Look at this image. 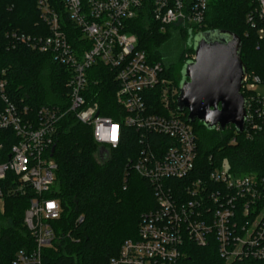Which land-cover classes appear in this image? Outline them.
I'll return each instance as SVG.
<instances>
[{
	"label": "built area",
	"instance_id": "built-area-1",
	"mask_svg": "<svg viewBox=\"0 0 264 264\" xmlns=\"http://www.w3.org/2000/svg\"><path fill=\"white\" fill-rule=\"evenodd\" d=\"M59 1L66 18L80 33L76 43L69 41L50 0H38L39 19L47 34L12 31L10 38L31 50L51 54L56 63L66 67V105L43 104L32 109L13 98L6 79L0 78L2 207L6 197L27 191L33 194L23 214V225L33 244L18 249L10 264H42V250L54 238L51 222L59 218L61 206L57 198L46 194L56 181L55 137L60 121L68 114L91 127L100 151L115 147L125 127L144 135L156 133L167 140L158 145L141 144L134 169L152 185L156 206L142 214L137 238L124 240L108 264H184L187 242L204 245L211 240L225 260L264 259V178L234 174L226 165L214 168L207 177H192L196 138L183 112L172 107L177 88L164 76L162 63L138 47L136 35L128 28L131 19L147 12L161 31L170 26H200L210 0ZM254 2L264 22V0ZM248 21H252L250 16ZM258 33L263 36L264 27ZM96 64L105 66L117 84L115 99L122 121L100 115L98 103L85 96L88 71ZM259 82L264 81L246 72L243 130L257 131L264 125V95L252 89ZM151 89L160 96L164 114L147 110L145 95Z\"/></svg>",
	"mask_w": 264,
	"mask_h": 264
},
{
	"label": "trees",
	"instance_id": "trees-1",
	"mask_svg": "<svg viewBox=\"0 0 264 264\" xmlns=\"http://www.w3.org/2000/svg\"><path fill=\"white\" fill-rule=\"evenodd\" d=\"M50 1L61 16L69 41L76 43L80 33L66 18L60 1ZM249 16L252 21H248ZM170 27L159 30L149 12L128 23L129 30L137 37L138 47L152 60L162 63L164 76L176 86L172 107L177 110L180 71L189 60L185 54L192 53V59L194 51L192 47L182 46L177 61H168L164 48L172 34ZM263 27L254 0H210L200 26L171 28L182 38L191 29L195 34L209 30L237 34L242 42L240 56L246 72L264 81V35L258 33ZM12 31L31 36L47 34L46 26L39 19L38 0H0V78L6 79L7 90L13 98L32 109L43 104L65 106L69 77L66 67L56 63L49 53L13 42ZM88 74L87 100L98 103L100 115L122 121V111L115 99L117 84L110 71L96 64ZM241 92L246 99L248 93L243 89ZM145 102L149 112L164 114L156 90L151 89L145 95ZM183 114L188 121V112L185 110ZM189 123L195 133L197 150L192 177H207L214 168L226 165L234 174L264 178V125L257 131L238 132L233 125L208 128L197 120ZM145 141L158 145L167 140L156 133L144 135L142 131L125 127L119 143L104 152L95 143L88 124L69 114L60 121L53 151L56 181L46 196L59 200L61 213L51 222L54 238L42 250V264H108L124 240L137 238L142 214L156 206L152 185L134 169ZM32 195L27 191L3 201L0 264H10L18 249L33 244L29 230L23 225V214ZM184 249V264H264V259L225 260L212 240L204 245L187 242Z\"/></svg>",
	"mask_w": 264,
	"mask_h": 264
},
{
	"label": "water",
	"instance_id": "water-1",
	"mask_svg": "<svg viewBox=\"0 0 264 264\" xmlns=\"http://www.w3.org/2000/svg\"><path fill=\"white\" fill-rule=\"evenodd\" d=\"M192 48L193 59L180 71L177 110H186L189 122L197 120L208 128L233 125L242 132L246 99L241 89L246 66L240 56V37L227 30L199 32Z\"/></svg>",
	"mask_w": 264,
	"mask_h": 264
},
{
	"label": "rangeland",
	"instance_id": "rangeland-1",
	"mask_svg": "<svg viewBox=\"0 0 264 264\" xmlns=\"http://www.w3.org/2000/svg\"><path fill=\"white\" fill-rule=\"evenodd\" d=\"M172 32L170 39L166 43L164 48V55L168 61H177L178 53L182 46L192 47L193 46V37L196 35L194 31L188 30V33L184 36V38L180 37L177 33L176 29L170 27ZM192 53L187 52L185 54V58L190 59ZM193 57V56H192ZM184 58V59H185ZM253 91L258 95H264V82L255 83L252 87ZM2 210V200L0 199V212Z\"/></svg>",
	"mask_w": 264,
	"mask_h": 264
},
{
	"label": "snow or ice",
	"instance_id": "snow-or-ice-1",
	"mask_svg": "<svg viewBox=\"0 0 264 264\" xmlns=\"http://www.w3.org/2000/svg\"><path fill=\"white\" fill-rule=\"evenodd\" d=\"M112 139H113V140L116 139V129H115V126L113 127Z\"/></svg>",
	"mask_w": 264,
	"mask_h": 264
}]
</instances>
